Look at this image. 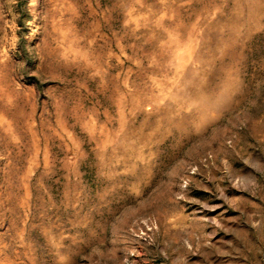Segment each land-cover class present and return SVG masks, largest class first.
<instances>
[{
  "label": "rangeland",
  "instance_id": "1",
  "mask_svg": "<svg viewBox=\"0 0 264 264\" xmlns=\"http://www.w3.org/2000/svg\"><path fill=\"white\" fill-rule=\"evenodd\" d=\"M0 264H264V0H0Z\"/></svg>",
  "mask_w": 264,
  "mask_h": 264
}]
</instances>
